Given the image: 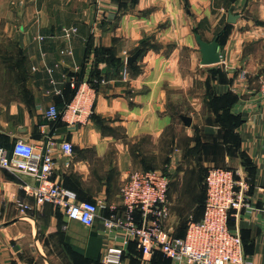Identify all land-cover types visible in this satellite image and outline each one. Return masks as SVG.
I'll return each instance as SVG.
<instances>
[{"label":"crops","instance_id":"0c3cea01","mask_svg":"<svg viewBox=\"0 0 264 264\" xmlns=\"http://www.w3.org/2000/svg\"><path fill=\"white\" fill-rule=\"evenodd\" d=\"M51 1L35 0L18 12L25 35L0 36V48L15 45L16 57L25 58L19 64L21 72L0 76V144L11 149L14 141L23 139L51 154L56 162L53 179L79 200L98 202L101 209L92 227L70 220L49 202L37 204L31 193L37 185L34 177L0 168V264H72L73 253L82 260L81 253L89 247L94 260L99 259L90 264H102L106 249L124 241V234L104 224L113 213L123 212L121 188L131 172L168 160L173 132L180 133L171 138L179 149L171 154L173 161L182 155L184 141L191 148L198 144L197 136L210 154L207 165L234 169L247 181V205L233 210L229 223L242 236L248 264H264V0H139L123 14L119 7L125 0ZM230 13L239 16L235 23L228 22ZM64 27L77 31L66 38ZM225 30L224 41L219 37L221 62L202 65L197 36L212 42ZM152 34L151 44L174 48L149 50L140 72H131L127 81L117 65L100 63L107 82L98 89L89 86L96 50L110 48L121 59ZM185 49L192 69L207 67L202 77L210 80L208 87L203 82L206 93L212 99L224 96L234 101L223 107L234 134L227 128L225 137V127L218 126L224 121L222 110L216 113L206 96L183 99L184 90L193 86V78L185 83L179 68ZM80 74L87 101L75 98L76 111L50 121L46 111L52 105L63 107L71 94V77ZM188 102L195 108L190 115L184 111ZM183 115L192 118L190 126L182 121ZM65 141L74 146L72 154L61 148ZM205 186L203 193L201 183L193 179L173 184L170 179L168 233L183 237L191 220L202 219ZM189 206L195 209L187 210ZM158 252L146 255L136 246L121 264H172Z\"/></svg>","mask_w":264,"mask_h":264},{"label":"built area","instance_id":"2783aa9c","mask_svg":"<svg viewBox=\"0 0 264 264\" xmlns=\"http://www.w3.org/2000/svg\"><path fill=\"white\" fill-rule=\"evenodd\" d=\"M75 27H64L63 35H75ZM128 76V70L123 71ZM106 78L100 84L106 83ZM72 88L77 89L76 98L87 101L79 76L70 80ZM89 86L95 89L89 83ZM264 87V79L262 81ZM63 110L52 105L46 111L50 121L65 118L70 109L76 111L73 102ZM61 148L72 154L74 146L65 141ZM56 162L49 153L36 150L35 146L23 139L14 141L11 149L0 145V168L12 174H27L37 181L31 187L38 205L51 203L63 210L73 221L92 227L99 218L101 205L94 201L79 200L76 194L53 179ZM170 178L160 170H135L121 188L122 213H113L104 224L109 230L124 234L121 246H110L103 255L102 264H121L126 246L134 241L144 254L162 252L172 264H248L243 239L238 231L230 227L233 210L247 205V181L240 179L234 169L213 166L206 176V198L204 214L200 220H191L185 236L171 235L165 230L171 215L169 202ZM126 237V238H125Z\"/></svg>","mask_w":264,"mask_h":264},{"label":"rangeland","instance_id":"374dc122","mask_svg":"<svg viewBox=\"0 0 264 264\" xmlns=\"http://www.w3.org/2000/svg\"><path fill=\"white\" fill-rule=\"evenodd\" d=\"M45 3L48 4H53V2L51 0H43ZM98 1V0H97ZM139 0H136L135 3L133 2V0H125L124 2L120 3V11H122V14L127 11V9H132L131 7L134 4H137ZM33 2H35V0H0V36H7V35H19V34H26L25 30H22V28L20 27L22 25V21L19 20V13L20 11L24 10V7L27 5L32 4ZM95 3V1H94ZM131 6V7H129ZM140 14H143L142 11H139ZM145 15V14H144ZM13 26V27H12ZM13 28V29H12ZM21 28V29H20ZM21 32V33H20ZM219 33V32H217ZM216 33V34H217ZM34 35H38L37 32ZM147 37V38H146ZM151 39H155V37L152 35H148L145 36L140 43L137 45V47H135L133 50H131L130 52H126V54L121 58L120 61V66H119V70H120V74L122 73L121 77L123 80L127 81L128 80V76L129 74L135 73L137 74V72H140V68H141V64L143 61L144 56H146L147 52L151 49H155V50H159L161 47L166 46L165 51H170L171 49L174 48V44H167V45H162L158 44L157 42H154L151 44ZM6 45V46H5ZM1 46H3L4 48H0V76L5 74L6 72H11V73H15V71L17 69H19V71L21 72V68H20V62H22V59H25L24 57H22V55L18 54L17 57L15 55V45H11V44H2ZM7 47V48H6ZM3 49V50H2ZM135 52H138V58L136 59L135 62H133L132 65H129L127 63V58L133 54H135ZM189 50L185 49L180 55H181V59L179 62V68L182 69L183 74H184V80L185 83H191L193 78V86L191 87L190 90H184V94H183V99L187 100L189 97H194L197 100H204V97L206 96V100H207V104H211L212 107L214 108L216 113H219L220 110L221 113H223L224 117H223V122L220 123L218 126L221 127H225L226 129V133H225V137L227 135V131L232 129V134H234V127L233 124L231 123V117L229 116L228 110H224L223 107H228L230 105L233 104V100H229V98H225L224 96H216L214 99H212V95H208V88L206 91V88L204 90V85L203 82L205 81L206 86L208 87L210 80H206L207 78H202L204 76V74L206 73V66H196L194 69H192V64L190 60V57L188 56ZM126 55H128V57H126ZM196 60V59H195ZM23 63H25L26 66V61L23 60ZM127 69L128 70V76L125 78L123 76V71ZM26 70V69H25ZM134 70H136L137 72H135ZM11 83H14L15 80L14 75L12 76L11 74ZM16 77V76H15ZM188 77V79H186ZM191 77V78H190ZM6 78V77H5ZM6 82V81H5ZM186 87V86H185ZM179 91V90H178ZM177 94L174 95V97H176ZM187 95H190L187 98ZM178 97L179 94L177 95ZM209 98V99H207ZM193 106L189 105V102L185 104L184 106V111L188 112V114L190 115V110H194L195 108L193 107V109L191 108ZM196 114V113H195ZM222 115V114H221ZM233 118V117H232ZM222 119V118H221ZM228 128V130H227ZM169 137V144H168V160H164L161 162V164H151L150 165V169H155V170H160L163 173H167L169 175V178L171 179L172 184L182 180V179H193L194 181H196L197 183H201L202 187L199 188V190H201L204 193V189L203 187L205 186V175L206 172L209 170L210 165H207V161L210 158V154L205 152V148L206 145L205 143L202 144V141L197 140L198 137L195 136V142L198 143L195 145V147L191 148L189 147V144H187V141H184V147L182 148V155H180V157L177 156V158H175V160L173 161V157L171 156V154L174 151H179V149H176L173 147V144L175 141H173V143H171V138L174 140L177 136L179 137L180 133L179 132H173L172 134H170ZM189 139H191L190 136H187ZM182 138L186 139L185 133L182 136ZM232 138V144L233 146L237 144V140L234 139V136H231ZM183 141V139H182ZM223 142V141H221ZM214 146V145H213ZM146 168V167H145ZM206 187V186H205ZM198 190V188H197ZM204 196L201 199V205L203 202ZM189 208H191L190 210L192 211V209H195V207H187L186 209L189 210ZM190 211V212H191ZM194 213L188 214V216L192 215ZM182 229H184V226L182 225V228L178 229V232H182ZM95 238L93 236V234L91 233V241H94ZM94 250H91L89 247V250L87 253H81L82 254V260L77 259L73 253V262L72 264H84V262H86L87 264H90L93 259L95 258V253L92 252ZM86 255V259H84V256ZM172 262V261H171Z\"/></svg>","mask_w":264,"mask_h":264},{"label":"trees","instance_id":"16d2710c","mask_svg":"<svg viewBox=\"0 0 264 264\" xmlns=\"http://www.w3.org/2000/svg\"><path fill=\"white\" fill-rule=\"evenodd\" d=\"M136 0H133V2L135 3ZM228 29V28H227ZM227 33V30H225V32H223L222 34L219 35V37L224 41V37ZM113 50L110 49V48H103L101 50H96V60H95V67L94 69L92 70V73H91V77L89 78V83L91 84V86H93L95 89H98V86L100 85V80L103 78L102 76V73H101V70L99 68V64L100 63H105L106 65H117L118 66V69H119V66H120V61L121 59L120 58H117L115 57V55L113 54ZM89 55V54H88ZM87 55V56H88ZM82 77L83 75L80 74V77H79V82L82 81ZM69 87L71 88V94H70V97L69 99L66 101V103H64L63 107L62 108H59L60 110H63L66 105L72 101V99L74 98L75 94H76V91L77 89L75 88H72L71 85L69 84ZM62 118L59 117L58 120L56 121H60ZM1 145V144H0ZM204 203H205V200L203 201L202 203V208L204 210ZM137 246L136 242L134 241H131L129 243V246H128V249H127V253H126V250H125V254L124 256H126L127 254L131 253L133 248ZM158 256H164L165 255L162 253V252H158ZM99 261V259H93L92 263L93 262H97Z\"/></svg>","mask_w":264,"mask_h":264},{"label":"water","instance_id":"95a60500","mask_svg":"<svg viewBox=\"0 0 264 264\" xmlns=\"http://www.w3.org/2000/svg\"><path fill=\"white\" fill-rule=\"evenodd\" d=\"M238 18H239L238 15H233L232 13H230L228 17V22L235 23ZM197 40L200 45V49L202 53V59H201L202 65H212L221 62V54L219 50L220 48L219 36H217L212 42H207L203 40L200 35H198ZM138 55L139 53L136 52L135 54L129 56L127 58V63L129 65H132L133 62H135L136 59L138 58ZM181 118L185 125L190 126L192 124V118L190 116L183 115ZM43 153L45 154L46 152Z\"/></svg>","mask_w":264,"mask_h":264}]
</instances>
